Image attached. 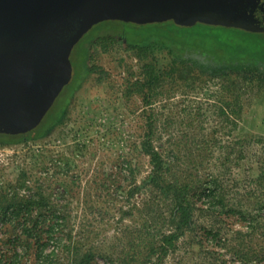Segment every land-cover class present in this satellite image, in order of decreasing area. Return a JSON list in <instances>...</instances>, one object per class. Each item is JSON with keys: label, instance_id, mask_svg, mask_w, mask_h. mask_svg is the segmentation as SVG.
I'll return each instance as SVG.
<instances>
[{"label": "rangeland", "instance_id": "374dc122", "mask_svg": "<svg viewBox=\"0 0 264 264\" xmlns=\"http://www.w3.org/2000/svg\"><path fill=\"white\" fill-rule=\"evenodd\" d=\"M218 27L101 21L74 45L69 56L73 75L82 70L85 44L97 35L122 30L134 41L163 34L177 44L264 59V33ZM118 39L107 51L95 42L88 47L84 67L94 71L67 99L62 95L56 100L55 108L65 106L61 121L41 142L0 148V179L14 180L26 170L30 185H40L63 217L62 242L49 241L45 253L55 251L56 264H71L61 249L71 238L79 242L81 252H95L91 264H110L107 257L120 263L127 247L137 243L139 229L157 239L168 231L167 200L147 187L136 188L150 173L148 158L137 146L146 123L143 111L151 110L154 145L172 172L197 190L193 230L166 257H153L152 264H264V181H259L264 173V87L253 84L245 89L237 123L221 106L222 82L217 78L198 81L194 89H165L146 108L137 96H123V82L129 73L138 72L140 62L127 50L125 38ZM157 49L167 59L180 55L165 47ZM33 151L42 154L35 164L30 159ZM60 158L71 161V167L65 168ZM205 188L213 189L214 200L201 195ZM7 239L0 232V258L6 256L13 264L34 263V255L24 254L19 245L14 250L21 256H16Z\"/></svg>", "mask_w": 264, "mask_h": 264}, {"label": "trees", "instance_id": "16d2710c", "mask_svg": "<svg viewBox=\"0 0 264 264\" xmlns=\"http://www.w3.org/2000/svg\"><path fill=\"white\" fill-rule=\"evenodd\" d=\"M169 25L174 27L172 23ZM218 28L232 31L225 27ZM120 36L125 38L127 50L133 52L134 57L140 62L138 72L129 73V77L123 82V96L126 99L137 96L146 108H149L160 92L165 89H180L181 87L194 89L198 81L203 82L206 79L217 78L222 82L218 93L221 106L231 112L237 123L242 115L245 89L253 84L264 87V59L233 56L220 48L214 49L208 46L199 48L190 43L177 44L169 36L163 34L150 35L140 41L132 40L130 33L124 30L120 33L97 35L83 48L84 60L80 66L82 70L73 75L71 66L70 79L38 126L24 134H0V148L41 142L47 133L61 121V114L64 112L65 106L63 109L59 107L61 110L55 108L56 100L62 95L65 96L64 99H67L80 86L88 73L94 71V68L84 67L88 47L95 42L103 51H107L109 47L119 41ZM157 47H163V49L165 47L167 51L172 49L180 55L167 59L161 56ZM186 53L191 55L187 57ZM192 53L203 56L213 62V65L204 64L198 58L192 57ZM85 69L86 71H84ZM100 75H105V72L101 71ZM142 115L146 123L137 148L141 154L148 158L150 173L145 181L136 188L147 187L152 194L167 200L170 206L168 216L170 228L167 232L161 233L159 239L150 237L139 229L140 235L136 236L137 243L127 247L128 253L124 254L125 259L123 257L121 262L117 263L107 257L110 264H152L153 257L161 259L166 257L170 250L175 249L178 241L194 228V199L197 197V190L191 182L172 172L171 165L154 145L157 138L151 110H144ZM34 152L30 159L35 164L40 160L42 154ZM61 160L65 168L71 167V161L60 158L59 163ZM52 161L49 160V162ZM43 168L46 169V166ZM30 179V173L24 169L20 170L14 180L0 179V232L8 238L7 244L12 245V251L16 256H21L14 250L19 245L24 254L34 255L33 264H56L57 253L51 251L46 254L45 248L49 245V241L62 242L64 231L61 229L59 220L63 217L57 213L51 196L46 194L40 185L31 186ZM259 181H264V173L262 177H259ZM200 193L210 197L211 200L215 198L211 188H205ZM70 239L68 238L69 241L64 242L61 248L71 257L70 263H93L95 252L92 250L81 252L79 242H71ZM8 259L6 256L1 257L0 264H13Z\"/></svg>", "mask_w": 264, "mask_h": 264}, {"label": "water", "instance_id": "95a60500", "mask_svg": "<svg viewBox=\"0 0 264 264\" xmlns=\"http://www.w3.org/2000/svg\"><path fill=\"white\" fill-rule=\"evenodd\" d=\"M258 0H0V134L41 122L71 75L69 56L94 25L202 23L264 33Z\"/></svg>", "mask_w": 264, "mask_h": 264}, {"label": "flooded vegetation", "instance_id": "af4514ba", "mask_svg": "<svg viewBox=\"0 0 264 264\" xmlns=\"http://www.w3.org/2000/svg\"><path fill=\"white\" fill-rule=\"evenodd\" d=\"M258 2H259L260 5H263V6H262V9L264 10V0H258ZM64 86H65V85H64ZM64 86H63V87H64Z\"/></svg>", "mask_w": 264, "mask_h": 264}]
</instances>
